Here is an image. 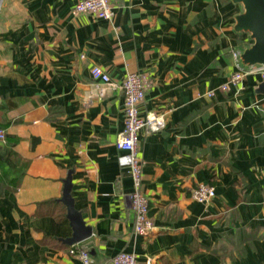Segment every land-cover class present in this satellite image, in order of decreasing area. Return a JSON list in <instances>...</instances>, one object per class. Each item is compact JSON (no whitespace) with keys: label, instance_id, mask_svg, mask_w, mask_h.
Segmentation results:
<instances>
[{"label":"crops","instance_id":"obj_1","mask_svg":"<svg viewBox=\"0 0 264 264\" xmlns=\"http://www.w3.org/2000/svg\"><path fill=\"white\" fill-rule=\"evenodd\" d=\"M76 1L0 0V145L22 171L16 189L0 183V264H84L70 247L90 264L120 251L140 264H264V80L249 73L221 88L231 50L253 42L235 29L243 3L111 0L109 20L73 13ZM93 65L115 83L147 75L139 115L165 116L163 129L139 133L145 235L134 233L133 181L118 161L124 93L96 84ZM70 170L92 227L72 245L59 200ZM198 184L214 187L207 204L191 197Z\"/></svg>","mask_w":264,"mask_h":264},{"label":"built area","instance_id":"obj_2","mask_svg":"<svg viewBox=\"0 0 264 264\" xmlns=\"http://www.w3.org/2000/svg\"><path fill=\"white\" fill-rule=\"evenodd\" d=\"M73 13H89L97 18L112 19L113 6L111 0H77L72 9ZM242 50L232 49L231 56L235 65V71L229 76L222 89L229 85L243 83L245 76L249 73H259L264 79V64L247 65L242 62ZM90 75L96 84L114 85L124 93V127L116 140V147L120 150L118 161L120 166L127 169L133 181V189L129 193L131 207L134 213V233L139 235L148 234L154 227L149 216V198L142 191V163L138 154L139 133L146 129L149 132L164 128L166 120L163 113H149L142 117L139 115V105L143 101L146 91L151 86V80L141 72H128L121 82H112L108 74L99 66L90 68ZM212 91L208 92L211 96ZM264 112V99L261 104ZM5 140V133L0 129V142ZM215 196L212 185L198 184L191 191V197L203 204L210 202ZM70 253H76L84 264H90L91 258L88 251L70 247ZM112 264H140L133 253L120 251L112 257Z\"/></svg>","mask_w":264,"mask_h":264},{"label":"water","instance_id":"obj_3","mask_svg":"<svg viewBox=\"0 0 264 264\" xmlns=\"http://www.w3.org/2000/svg\"><path fill=\"white\" fill-rule=\"evenodd\" d=\"M236 1L243 3L244 12L237 15L235 29L249 32L253 39L252 44L242 51V62L247 65L264 64V0ZM72 172L70 170L63 179L62 195L59 199L66 208V217L72 227V234L61 239L68 245L78 243L92 235V227L85 224L81 211L74 206L71 196ZM87 245L91 246L92 242Z\"/></svg>","mask_w":264,"mask_h":264},{"label":"trees","instance_id":"obj_4","mask_svg":"<svg viewBox=\"0 0 264 264\" xmlns=\"http://www.w3.org/2000/svg\"><path fill=\"white\" fill-rule=\"evenodd\" d=\"M7 138H5V142ZM0 166L1 168L3 167L0 183L7 184L10 189H16L19 185L22 171L20 166H17L15 153L9 143L0 145Z\"/></svg>","mask_w":264,"mask_h":264}]
</instances>
